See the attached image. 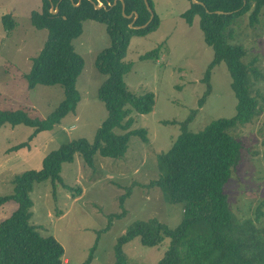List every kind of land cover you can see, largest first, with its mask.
Listing matches in <instances>:
<instances>
[{"label":"rangeland","instance_id":"obj_1","mask_svg":"<svg viewBox=\"0 0 264 264\" xmlns=\"http://www.w3.org/2000/svg\"><path fill=\"white\" fill-rule=\"evenodd\" d=\"M151 4L159 25L144 35L130 37L125 60L132 62V68L123 76L133 93L154 94L149 113L130 114L133 122L129 130L144 128L148 141L131 135L124 157L112 159L97 154L92 168L75 153L71 162L61 164L63 184H53L50 179L36 181L29 192L30 222L41 235H52L59 241L64 249V264L84 262L96 241L88 264H115L116 240L136 220L154 217L170 228L177 226L184 217L182 204L166 202L160 188L149 186L159 175L157 155L171 147L181 132V123L192 110L196 113L187 128L193 132L201 131L214 119L229 118L236 113L237 100L226 64L209 66L214 51L203 39L199 18L195 16L187 24L181 17L190 0H151ZM40 6L41 0H0V110L19 109L31 117L45 118L62 100L63 90L59 85L29 88L24 76L30 70L31 57L40 51L47 34L45 29H37L30 23L31 11L40 10ZM5 14L14 21L11 30L3 25ZM248 15L249 12L237 19L236 36L230 43L244 47L246 54L241 58L244 63L257 59L255 65L262 78L254 83L252 94L259 113L251 122L231 131L240 139L242 149L238 164L224 184V192L238 220L250 218L256 227H261L264 205L260 207L259 219L254 217L264 200V7L254 26L250 25ZM108 45L105 25L84 20L81 33L72 39L74 50L84 60L75 83L79 93L75 110L31 140L28 137L33 128L29 126L4 124L0 128V196L13 192L15 175L40 168L42 158L61 143L75 138L93 140L107 115L98 98V87L105 75L95 67V58ZM156 47L154 58H139ZM207 69L210 92L199 107L198 100L206 91ZM114 131L123 133L119 129ZM23 142L28 144L11 149ZM128 187L130 194L120 207V196ZM16 208L14 201L1 204L0 221ZM115 213L123 215L109 221V216ZM168 243L165 238L159 245L146 246L136 237L123 245L122 250L133 264H156Z\"/></svg>","mask_w":264,"mask_h":264},{"label":"trees","instance_id":"obj_2","mask_svg":"<svg viewBox=\"0 0 264 264\" xmlns=\"http://www.w3.org/2000/svg\"><path fill=\"white\" fill-rule=\"evenodd\" d=\"M41 0L40 10L30 13V23L37 29L47 31L40 51L31 57V67L24 76L28 87L36 85H59L63 98L45 118L31 117L23 110H0V128L4 124H23L33 128L28 139L38 132L53 128L67 113L73 112L79 101L76 78L84 66L83 57L73 46L72 39L82 30L84 20H94L105 25L109 45L95 58V67L105 75L98 87V98L107 111L106 118L97 128L93 140L75 138L61 143L49 151L38 169H28L14 176L13 192L0 196V205L14 201L17 208L0 221V264H64L63 246L52 235L43 236L30 222L32 201L29 192L33 183L50 179L53 184H63L60 177L61 164L71 162L75 153L81 155L84 164L93 167L95 155L120 159L128 148L131 135L148 141L144 128L129 130L133 119L132 111L149 113L154 105V94H135L130 91L123 76L132 68V62L125 60L132 35H144L155 30L159 19L153 18L142 29L129 28L128 24L136 14L134 25L140 26L149 18L143 0ZM203 5L190 0L189 7L181 17L190 24L195 16L206 44L211 46L214 57L209 66L224 62L231 76V88L235 94L236 113L229 118H217L201 131L188 130L187 124L195 115L192 110L181 123V132L166 152L157 155L159 175L149 186L160 188L168 203L182 204L184 217L174 228L168 227L157 218L132 222L120 235L114 245L115 264H133L127 259L122 247L134 238L142 245L156 246L165 238L169 243L156 264H264V224L256 227L250 218L238 220L231 210L224 184L240 160L242 143L232 134L233 130L251 122L258 107L252 88L262 78L255 65V57L244 63L246 54L240 44L230 43L234 38L237 19L249 12L250 25L258 22L264 0H199ZM98 2L102 7L95 8ZM152 12L151 0H147ZM52 8L56 13L50 12ZM223 11L217 14L214 11ZM6 30H11L14 21L9 14L2 16ZM158 47L139 56L152 59ZM209 69L204 75L206 91L198 100L201 107L210 92ZM119 129L123 133L115 132ZM232 131V132H231ZM28 143H19L16 149ZM130 187L120 196V207L130 194ZM261 205L255 210L254 219H259ZM123 213L109 216L120 217ZM97 242V241H96ZM90 247L88 257L81 264H88L93 256L95 244ZM68 264V263H65Z\"/></svg>","mask_w":264,"mask_h":264},{"label":"water","instance_id":"obj_3","mask_svg":"<svg viewBox=\"0 0 264 264\" xmlns=\"http://www.w3.org/2000/svg\"><path fill=\"white\" fill-rule=\"evenodd\" d=\"M59 1H60V0H59ZM80 1H81V0H77V2H76L74 5H75V6L79 5ZM116 1H117V0H114L113 3H112V5H114V4L116 3ZM120 1H121V3H122V8H121V10H122V14H123L124 17H126V18L129 19V18L131 17V14H129V15L124 14V4H123V0H120ZM192 1H193V3H198V4L203 5L202 2L199 1V0H192ZM143 2H144V4H145L146 9L148 10V12H149V14H150L148 20H147L144 24H142V25H140V26H136V25H134V21H135V18H136V14L134 13V18H133V20L129 23V28H133V29H142V28H145L146 26H148V24H149L150 21L152 20V18H153V12H152V10H151V8H150V6H149L147 0H143ZM243 3H244V0H243ZM52 7H53V6H52V4H51V10H50V11H51L52 13H56V12H57L56 5H55V9H53ZM94 7H95V8H100V7H102V3L98 2V4H97V5H94ZM214 12L217 13V14H222V13H224L223 11H219V10H215Z\"/></svg>","mask_w":264,"mask_h":264},{"label":"flooded vegetation","instance_id":"obj_4","mask_svg":"<svg viewBox=\"0 0 264 264\" xmlns=\"http://www.w3.org/2000/svg\"><path fill=\"white\" fill-rule=\"evenodd\" d=\"M51 10V9H50ZM51 12V11H50Z\"/></svg>","mask_w":264,"mask_h":264}]
</instances>
